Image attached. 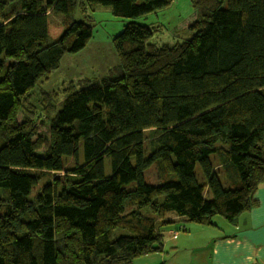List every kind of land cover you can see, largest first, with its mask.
Wrapping results in <instances>:
<instances>
[{
  "label": "trees",
  "instance_id": "obj_1",
  "mask_svg": "<svg viewBox=\"0 0 264 264\" xmlns=\"http://www.w3.org/2000/svg\"><path fill=\"white\" fill-rule=\"evenodd\" d=\"M171 1L0 0V264H133L161 253L167 230L216 217L236 227L258 206L264 0H192L195 35L174 45L150 43L154 29L129 22L111 36V74L68 82L58 109L41 104L45 131L28 116L35 89L92 39V17L75 21L77 9L134 20ZM50 17L61 20L57 37ZM141 130L149 152L136 165ZM102 158L110 172L97 179ZM151 166L156 185L144 179ZM49 172L62 178L32 196Z\"/></svg>",
  "mask_w": 264,
  "mask_h": 264
},
{
  "label": "rangeland",
  "instance_id": "obj_2",
  "mask_svg": "<svg viewBox=\"0 0 264 264\" xmlns=\"http://www.w3.org/2000/svg\"><path fill=\"white\" fill-rule=\"evenodd\" d=\"M192 4V0H172L168 6L134 20L115 18L111 15L110 9L107 7L87 5L85 7V11L77 9L74 13L73 19L75 21H85L87 17H92L91 21H93V32L91 43L96 41L94 39L97 36H106V41L108 42L107 45L110 47L111 36L119 34L127 23L133 21L140 25H146L154 29L155 33L150 39V43L157 46L163 44L174 45L175 43L182 42L183 40H190L195 35L194 32L188 28L197 15V10ZM15 9H17V7ZM60 23L61 20H59L57 17H50V34L52 37H57L61 33L62 27ZM84 49L75 55L64 56L59 68L50 74L48 79L43 81L35 89L33 93L34 95L30 98V103L33 106L31 105L29 108L30 114L28 116L33 122L38 124V131H45L44 125L46 124L44 123L45 117L44 113L42 112L44 107H42L41 104L49 103V105L51 104L53 108L58 109L59 103L63 98L58 94L64 89L63 87L67 85L68 82L79 84L85 81L99 80L111 74V72L118 65V59L115 55L112 44L111 48H107V50H104L103 54H101V56H104L103 59H98V57H96V59L92 62H89L91 58H83L82 60H78L79 56L88 53V51H85ZM109 59L111 62L115 59V63L109 64ZM77 61H88V63L87 65L81 63L77 64ZM94 62H96V64ZM106 64L108 65L106 66ZM103 66H106V70H104L102 74H99L98 76H93V74L88 75L87 72L89 68L92 69L93 72L96 70V73H101L102 71L99 68H102ZM70 69H76L81 76L78 79H70L72 76L68 79V77L65 75H67V72ZM58 71L62 72L60 73ZM43 93L46 95L43 96ZM8 98V96H0V100ZM38 103H40L41 107H39ZM52 107L50 108L51 111L54 110ZM49 131H51V133ZM49 131L48 132L50 133L51 137H53L54 130ZM150 135L151 132L149 130H141L136 132L134 164H139L142 159L148 155L147 153L149 152L148 144ZM109 172L110 167L106 158H102L95 163V174L97 179L104 178L109 174ZM195 173L201 182V175L198 165L195 167ZM55 177L62 178V173L49 172L47 175L45 174L41 182L37 185L36 189L33 190L32 196L35 195L38 188L41 187L45 181L50 183ZM144 179L145 182L150 185H156L160 182V179L156 175L154 166H151L149 169L144 171ZM214 222L217 223L218 227L209 228L207 226H201L189 222L182 225L184 231L172 230L164 232V249L161 255L158 254L154 256L161 257L160 261L156 262V264H206L210 260V249L208 248L209 244L207 240V237H209L210 234H207L205 231L213 230L211 234L217 235L219 234L218 231H220V229H223V227H228V224H226L225 221L219 217H216ZM184 226H189L188 230H185ZM171 232L173 237L178 236V238L182 240L183 245L180 244L179 248L174 246V243H177V241L171 240ZM121 234H123V232H116V236ZM186 235L191 236L190 240H187L184 237ZM143 258L145 257L143 256L134 259L133 264H144V261L140 260Z\"/></svg>",
  "mask_w": 264,
  "mask_h": 264
},
{
  "label": "crops",
  "instance_id": "obj_3",
  "mask_svg": "<svg viewBox=\"0 0 264 264\" xmlns=\"http://www.w3.org/2000/svg\"><path fill=\"white\" fill-rule=\"evenodd\" d=\"M91 40L84 49L85 51H88V53L79 56L78 60L91 58L89 62H92L96 57H98V59H103L104 56H101L103 51L107 50V48H111V44L110 47L107 45L108 42L106 41V36H97L94 39L96 41H93L92 43ZM80 63L87 65L88 61H77V64ZM94 63L96 64V62ZM114 63L115 59L112 62L109 59V64ZM107 65L108 64H106V66ZM106 66L99 68L102 71L101 73H96V70L93 72L90 68L87 73L88 75L93 74V76H98L106 70ZM58 72L61 73L62 71ZM65 76L68 77V79L71 76L70 79H78L81 75H79L76 69H70ZM256 199L258 200V206L242 213L238 218L236 227H231L229 225L228 227H223V229L218 231L219 234L217 235L211 234L213 230L205 231L207 234H210V236L207 237L209 244L208 248L210 249V260L206 264H264V183L259 186L256 193ZM168 218L177 220L173 215ZM184 227L185 230H188L189 228V226ZM207 227L216 228L218 226L217 223L213 222V226ZM167 231H172V229ZM184 237L187 240H190L191 238L190 235ZM171 240L177 241V243H174L175 247L179 248L180 244L183 245L182 240H180L178 236L175 238L172 236ZM161 253L144 256L146 259L143 258L140 260L144 261V264H156V262L160 261L161 257L154 256L158 254L161 255Z\"/></svg>",
  "mask_w": 264,
  "mask_h": 264
},
{
  "label": "built area",
  "instance_id": "obj_4",
  "mask_svg": "<svg viewBox=\"0 0 264 264\" xmlns=\"http://www.w3.org/2000/svg\"><path fill=\"white\" fill-rule=\"evenodd\" d=\"M171 235H172V232H171ZM175 237H176V236H175ZM175 237H174V238H175Z\"/></svg>",
  "mask_w": 264,
  "mask_h": 264
}]
</instances>
